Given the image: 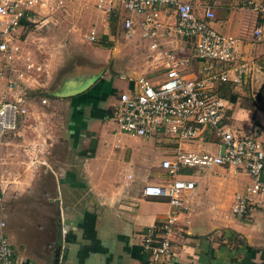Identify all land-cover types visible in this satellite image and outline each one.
Wrapping results in <instances>:
<instances>
[{
	"label": "crops",
	"instance_id": "crops-1",
	"mask_svg": "<svg viewBox=\"0 0 264 264\" xmlns=\"http://www.w3.org/2000/svg\"><path fill=\"white\" fill-rule=\"evenodd\" d=\"M224 1L227 5L222 0H192L198 12L205 7L218 12L212 24L215 30L240 36L247 15L239 7L243 0ZM94 10L97 16L91 29L96 28L94 43L101 39V48L110 46L102 42L109 38L104 36L109 22L118 25L124 41L141 39L138 34L126 38L118 21L98 14L95 7ZM167 42L170 43L165 49L170 50L178 51L184 45L177 38L165 36L159 40ZM146 44L150 59L141 74L134 70L126 75L112 72L95 77L91 72H82L65 79L61 96L68 113L63 138L68 152L63 169L51 167L36 152L39 141L26 139L28 129L37 131V127L24 118L30 106L25 102L27 113L20 118L16 132L23 140L6 139L0 152V222L14 215V207H21L25 199H34L37 192H42L45 177L49 178L51 191L42 196L50 211L42 213L41 221L22 217L17 230L4 233L14 238L18 257L29 264H54L57 259L59 264H264V195L253 199L244 220L234 219V194L251 180L242 170L223 167L181 170L182 177L193 181L195 188L185 197L184 208L175 213L176 226L182 230L180 238L172 244L171 256L166 259L151 260L143 249L145 231L173 213L167 200L142 195L144 186L166 181L161 161L174 155L177 147L185 152L216 153L218 144L214 138L172 144L128 137L103 119L106 109L112 111L115 104L108 95L117 98L120 92L132 89L143 75L159 74V79L163 78V67L151 59L153 54ZM20 50L21 61L9 77L14 85L0 78L7 88L4 99L30 89L29 80L42 70L21 44ZM239 50L250 72L242 85L232 88L237 98L235 103L230 102L226 123L240 134L255 137L264 150V44L261 55L250 40H245ZM197 66L194 64L189 72L196 74Z\"/></svg>",
	"mask_w": 264,
	"mask_h": 264
},
{
	"label": "built area",
	"instance_id": "built-area-1",
	"mask_svg": "<svg viewBox=\"0 0 264 264\" xmlns=\"http://www.w3.org/2000/svg\"><path fill=\"white\" fill-rule=\"evenodd\" d=\"M64 7L65 0H0V78L14 85L9 77L21 61L22 32L46 25ZM94 7L98 14L118 21L126 38L138 34L146 40L151 59L164 70L162 79L159 74L143 75L132 89L117 95L112 116L118 131L128 137L172 144L209 138L218 142L216 153L185 152L177 147L174 155L160 163L166 181L142 190L145 198L165 199L173 209L164 220L149 227L141 240L151 260L166 259L182 233L176 226L175 213L184 208L185 197L195 188L193 181L182 177L183 168L244 171L251 183L234 194V219L244 220L253 199L264 195L263 146L255 137L229 127L226 117L230 101L217 92L221 85H242L249 74L239 47L245 40L264 43V0H243L240 7L247 15L237 37L215 30L213 10L205 7L198 12L192 0H95ZM165 36L177 38L184 45L178 51L165 49L170 42L159 43ZM87 39L97 41L96 28L89 31ZM194 64L198 65L196 74L189 72ZM25 102L26 98L19 96L0 103V152L6 137L17 131V122L26 115ZM4 229L5 222L1 221L0 264H29L23 260L17 263Z\"/></svg>",
	"mask_w": 264,
	"mask_h": 264
},
{
	"label": "rangeland",
	"instance_id": "rangeland-1",
	"mask_svg": "<svg viewBox=\"0 0 264 264\" xmlns=\"http://www.w3.org/2000/svg\"><path fill=\"white\" fill-rule=\"evenodd\" d=\"M94 1L65 0L64 9L53 16L46 25L39 26V29L23 31L20 37V44L24 52L29 53L33 63L39 64L42 70L40 69L41 71L33 75L34 79L29 80L32 84L30 89H25L21 94L16 92L9 99L13 101L20 94L30 103L28 115L24 118L33 121L29 124L37 127V131L28 129L25 137L30 141L40 142V145L36 146V152L43 155L47 164L56 169L64 168L65 155L68 152L63 139L68 113L63 107L61 96L64 94L63 86L67 78L80 75L82 72L85 74L91 72L90 75L99 77L112 72L126 75V72L135 70L138 75L146 70L148 67L146 62L150 59V53L146 48V40H138L137 37H134L133 42L124 41L121 38L120 31H118V25L111 24L112 22L109 21L104 34L109 38L104 39L102 42L110 43V46L108 45L110 48H101L103 45L100 42L101 39L98 43L88 41L87 35L97 16L94 10ZM197 1L203 2L204 0ZM222 2L227 5L224 0ZM213 12L216 19L218 12L215 10ZM240 17L242 18V16ZM262 44H256L258 54ZM6 89L5 84L0 81V103L5 100L4 93ZM108 98L112 99L115 103L113 106H115L117 102L116 95H108ZM44 99L47 101L41 103V100ZM33 113L35 115H32ZM103 119L116 126L112 111L106 109ZM19 126L18 124V128ZM16 132L7 136L6 139L22 141L23 136L18 135ZM43 180L46 184L43 186L42 192H37L34 196V203L31 205L26 204L34 200L32 196L25 199L21 207H14L15 210L12 211L14 215L5 220V232L7 230L14 231L21 223L22 217L37 218L38 221H41V217H44L42 213H49L50 210L48 205L44 203L43 196L50 193L51 186L48 177ZM9 240L16 261L20 263L21 259L18 257L17 244L11 236H9Z\"/></svg>",
	"mask_w": 264,
	"mask_h": 264
},
{
	"label": "trees",
	"instance_id": "trees-1",
	"mask_svg": "<svg viewBox=\"0 0 264 264\" xmlns=\"http://www.w3.org/2000/svg\"><path fill=\"white\" fill-rule=\"evenodd\" d=\"M104 47L106 48L108 45ZM218 90L220 91L219 96L228 99L232 103H235L237 97L234 92H232V88L229 85H221L219 86Z\"/></svg>",
	"mask_w": 264,
	"mask_h": 264
},
{
	"label": "water",
	"instance_id": "water-1",
	"mask_svg": "<svg viewBox=\"0 0 264 264\" xmlns=\"http://www.w3.org/2000/svg\"><path fill=\"white\" fill-rule=\"evenodd\" d=\"M259 99V98H258ZM54 264H59V260L57 259V260H55L54 261Z\"/></svg>",
	"mask_w": 264,
	"mask_h": 264
}]
</instances>
